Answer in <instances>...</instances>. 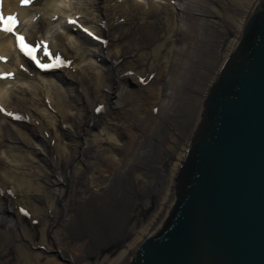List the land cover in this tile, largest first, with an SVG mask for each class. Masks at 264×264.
Returning <instances> with one entry per match:
<instances>
[{"label": "bare ground", "instance_id": "1", "mask_svg": "<svg viewBox=\"0 0 264 264\" xmlns=\"http://www.w3.org/2000/svg\"><path fill=\"white\" fill-rule=\"evenodd\" d=\"M39 1L30 0L23 5L22 0H3L4 14L0 15L8 17L21 7L27 8L26 15ZM101 1L90 0V12L86 14L102 22L103 27L95 31L93 38L107 40L102 41L105 47L98 45L93 52H87L83 49L86 40L79 37V41L66 45L65 36L60 34L54 35L53 45L41 47L49 53L42 59L48 63H56L57 58L61 61L62 74H54L58 81H66V87L61 90L54 85V91L60 98H73L70 103L65 101L62 108L53 101L51 92L46 94L52 100L50 106L56 110L58 125L65 130L67 141L57 139L51 147L45 117L31 110L28 102L15 99L13 109L5 101L0 103L5 111L9 108L8 120L28 119L32 133L29 131L31 139L24 146L37 150L48 169L32 170L29 182L38 184V191L32 195L29 191L20 195V187L6 177L1 178L0 264H9L8 251L13 249L33 264H75L87 242L85 239L81 244L78 237H86L91 229L93 243L103 249L102 244L108 240L105 236L109 232L124 233L133 211L149 197L155 180H161L157 199L161 204L156 212L150 213L144 224L133 225L138 228L134 239L115 260L104 259L98 264L130 261L140 242L158 232L174 203L175 179L201 120L203 102L224 62L235 51L260 0H170L168 5L148 1L146 8L131 5L127 0H106L107 6L114 3L113 6L99 11ZM56 10L49 4L42 5V18ZM229 10L238 13L232 16ZM79 19L75 20L81 24L91 21ZM19 25L16 23L10 33L0 31V67H13V53L17 52L12 35ZM23 27H27L26 22ZM34 31L35 27L28 29L26 35L29 44L35 45ZM73 51L75 56L71 55ZM84 56L108 58L99 85L95 84L91 66H81L74 70L76 73L69 69ZM22 62V66H29ZM18 64L11 69L12 75L22 74ZM2 70L6 71L5 67ZM0 76L8 79L10 75L0 72ZM95 86L97 90H92ZM36 92L40 96L43 87ZM142 97H146L145 101ZM31 102L36 105L38 101ZM107 116L110 120H104ZM7 122L0 116V148L6 147L11 153L17 149L11 145L19 143L15 134L22 137V133L10 131ZM106 125L120 131L119 141L107 138L105 129L92 134V128ZM106 141L111 143L108 151L103 149ZM11 158L18 157L13 154ZM11 163L8 166L15 169ZM24 197L27 203L31 199L36 201L34 211L21 205L19 199ZM26 212L31 221L43 228L41 240L34 246H44L45 253L32 254L30 247L23 244L26 237L20 216ZM50 233L54 248L45 243L44 235ZM56 258L62 261L57 262Z\"/></svg>", "mask_w": 264, "mask_h": 264}, {"label": "water", "instance_id": "2", "mask_svg": "<svg viewBox=\"0 0 264 264\" xmlns=\"http://www.w3.org/2000/svg\"><path fill=\"white\" fill-rule=\"evenodd\" d=\"M129 264H264V0L203 102L173 206Z\"/></svg>", "mask_w": 264, "mask_h": 264}, {"label": "rangeland", "instance_id": "3", "mask_svg": "<svg viewBox=\"0 0 264 264\" xmlns=\"http://www.w3.org/2000/svg\"><path fill=\"white\" fill-rule=\"evenodd\" d=\"M127 1L130 2L131 5L132 4L138 5L143 8H146L145 5L148 1H151L156 5L170 4V0H127ZM89 2L90 0H40L39 3L35 5V7L31 8L30 12L26 13V15L24 9L27 8L25 7L18 8L15 11L10 12L9 15L15 17V19L17 18L18 23H20L18 29L22 30V32L25 35L28 29L31 30L33 29V27H35V31H34L35 47H36L35 49H37V53L41 55V57L47 56L45 55V50L41 48L42 44L53 45L54 44L53 37L55 34H60L65 36L66 45L79 41L78 38L81 37L82 39L86 40L83 49L85 51L87 50V52H93L95 47H97L98 45L105 47L106 44L103 45L102 41L105 42L107 40L101 39L102 41H98L96 38H93V34L95 33V31L96 30L98 31L100 27H103V24L102 22L98 23L97 21H95L93 16H90V18L87 17L86 13L90 12L89 8L91 7L89 5ZM108 3H109L108 1L102 0L101 5L99 7V11L100 9L104 11V8H106ZM44 4H49L53 8L58 10H56V13H45L44 17L42 18L43 12H41V6ZM113 4L107 7H112ZM94 10L96 9L93 8V11ZM95 12L94 14L97 16L98 13L97 11ZM227 12L232 14V16L238 13L237 11H231V10ZM76 17H80L79 21H83V19H88L91 21L88 24H81V22L77 23L75 20ZM173 21L174 18L172 17L171 24H173ZM25 22L27 24V27L24 28L23 24H25ZM38 46L40 49H38ZM109 50L112 53L113 47L109 48ZM105 53L108 54V49L105 51ZM71 55L75 56V51H73ZM106 61L108 62L107 57L101 59V58H91L84 56L83 58H81L80 61L75 62L76 64L74 63V65L70 66L69 69H71L72 73H76L74 70L76 69L78 70L81 66H85V65L91 66L92 67L91 73L96 80L95 84L98 83L97 85H99V80L104 74V73L101 74V72L102 71L104 72L105 70L104 68L108 66ZM16 63H19L18 65L22 67L20 68L22 71V74L20 76L12 75L13 70L11 71V69H14ZM12 64L13 67H10V65L8 67L2 64V66L5 67L6 71H3L2 70L3 67H0V72H2L3 74L10 75L8 76V79H3L2 76H0V103L3 104L5 101L7 104H9V108L13 109L12 104L15 102V99L28 102L30 104L28 106L31 110L32 109L37 110V112H39L43 117H45V127H50L48 137L51 139V147L55 146L57 139L62 141H67V137H64L66 136L65 130L60 128V126L58 125L59 119L57 118L56 110L50 106L52 100L46 96L47 92L48 93L51 92V95L54 98L53 101L58 102L62 106V108H65L66 102L70 103L73 98L70 97L66 98V95L63 96V98L62 97L60 98L54 91V85L62 90L64 87H66V81L63 80L58 81L56 79V74L47 75V76L39 75L33 72L30 65L28 67L22 66L23 62L18 57L17 53H13ZM60 71L61 70H59L56 73L62 74V72ZM129 83H132L133 86L136 88V84L130 81ZM153 86L155 87L156 84H154ZM41 87H43V93H41L39 96L36 90ZM92 90H97L96 86L92 87ZM128 91H132V90L129 89ZM144 94L145 93H142L141 95ZM9 96L11 98H9ZM144 98L146 97H142V99L145 101ZM32 100L38 101L36 105L35 103L31 102ZM76 100L77 99L74 98V101ZM9 108H7L5 111V109L0 105L1 119L2 120L5 119V121H9L7 122L9 130L12 132L19 130L22 133V137L15 134V138L19 140V143L11 145L17 148L15 151L9 153V150L6 147L0 148V184L1 186L3 185L1 178L6 177L12 183H15V186L20 187L19 191L22 193L20 195H24L25 192L28 191L32 195L38 191L37 190L38 184L34 181L33 183L29 182L32 178V175L34 174L32 170L36 168L39 169L41 168L40 170L47 171L48 169L47 167L45 168L44 162H42L40 157L41 154L38 153L37 150H34L33 147L29 148L24 146L27 145L28 144L27 141H30L31 139L30 134H28L31 132L28 119L25 118V120H18V119H12L11 121L8 120L9 119L8 114L10 112ZM98 108L100 111L101 110L100 106H98ZM102 112L104 113V109L102 110ZM104 120H110V116H107ZM36 124L39 125L38 122ZM92 129H94L92 130V134L94 135H97L98 133L101 132L102 129L103 130L105 129L104 133L107 134L106 136L107 138H110L115 142L119 141L120 131L117 129H112V127L108 125L100 126L97 129L95 128ZM60 143L62 144L61 141ZM110 144L111 143L109 142H107V144L105 143L103 145V149L105 151H108V149L110 148L109 146ZM13 154L18 157L17 160L15 158H11ZM9 162H13L11 164H13L12 166H15V169H11V167L8 166ZM10 171H13L14 174L17 175L14 176V174L8 173ZM29 171H32L31 174H29L30 173ZM29 175L31 177H29ZM155 183L156 184L153 185V188L150 191L151 194L149 195V197L146 200H141L140 207H137L133 211V214L128 220L129 225L125 228L124 233L117 234L115 232H109L108 235L105 236V240L106 239L108 240L102 244L103 249L101 248V246L99 247L93 243L94 236H92L91 238V234H90L91 229L89 230L90 232L88 231L86 237H81V236L78 237L77 234V237L79 238V242L81 244L83 241H85V239L87 240V242H86V247L85 248L83 247L82 251L80 252V258L76 260L75 264H98V261L101 262L104 259H107L109 262H111L115 260L121 252L124 251L127 244L134 239V235H135L134 232H136V230L138 229V228L134 229L133 225L135 226L141 225L144 224V222H147V220L150 218V213L152 214L153 212H156V209L161 204L160 202L157 201V199L159 198V194L161 193V187L163 185V182L161 180H155ZM32 184H34V186ZM5 187H10V186L7 185ZM19 200L21 205L24 206L27 209V211L32 212L35 210L34 206L37 203H35L36 201H34V199L33 200L31 199L29 203H27L28 201L27 199H25V197L24 200L22 198H20ZM174 201H175V197H174ZM20 217H21L20 218L21 225H23L24 227V235H25L24 237H26V241L23 240V244H26L28 247H30L29 252H31L32 254L45 253L44 246H34L37 243H39V241L41 240V237L43 235V228L40 225L31 221L30 216L27 212L24 216H20ZM112 223L113 222L111 220V227H112ZM51 236L52 233L44 235V239L46 241L45 242L46 244H49L50 247L54 248L53 246L54 238L52 239ZM8 253L10 254V257H7L9 259L8 261H10L9 264H33V261L30 262L28 258L25 259V257L22 256V254L19 251L13 249V250H9ZM46 253L48 254V252ZM56 261L61 262L62 260L60 258H56Z\"/></svg>", "mask_w": 264, "mask_h": 264}, {"label": "snow or ice", "instance_id": "4", "mask_svg": "<svg viewBox=\"0 0 264 264\" xmlns=\"http://www.w3.org/2000/svg\"><path fill=\"white\" fill-rule=\"evenodd\" d=\"M30 0H22V4L23 5H27L29 4ZM0 23H2L4 25V27L2 29H0V31H4V32H12L14 26L16 25V19L15 17H8L7 20H4V18L2 16H0ZM17 41H18V45L21 49L22 52H24L26 55H28L30 58H32L34 61H36V57L34 55L36 49L30 47L29 45H27L24 42L23 37H17ZM45 55H49V53L47 52V50H45ZM38 66L47 68L49 67V65H39V61H36ZM57 64H60L61 61L59 60V58H57L56 61ZM97 111H99V109H97Z\"/></svg>", "mask_w": 264, "mask_h": 264}]
</instances>
